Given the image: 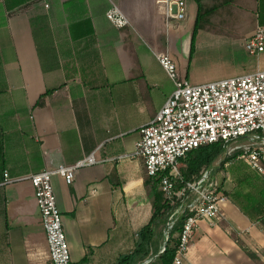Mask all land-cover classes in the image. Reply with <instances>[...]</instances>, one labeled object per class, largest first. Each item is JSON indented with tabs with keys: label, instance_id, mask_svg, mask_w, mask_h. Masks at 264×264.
Here are the masks:
<instances>
[{
	"label": "crops",
	"instance_id": "0c3cea01",
	"mask_svg": "<svg viewBox=\"0 0 264 264\" xmlns=\"http://www.w3.org/2000/svg\"><path fill=\"white\" fill-rule=\"evenodd\" d=\"M201 4L212 10L211 27L197 32L191 66L202 48H225L245 69L201 79L181 68L197 16L194 0L173 29L156 0H0V264H48L27 178L87 156L95 164L76 170L71 185L51 180L71 264H117L134 251L152 208L143 164L133 153L141 128L174 91L157 56L168 55L193 86L264 71V52L249 61L244 49L252 34L214 32L264 28V0ZM112 6L130 26L118 29L106 19ZM225 160L211 169L227 202L212 224L198 223L185 264H255L228 231L264 264V180L234 159L221 166ZM4 173L13 181L5 184ZM236 181L255 188H236Z\"/></svg>",
	"mask_w": 264,
	"mask_h": 264
},
{
	"label": "built area",
	"instance_id": "2783aa9c",
	"mask_svg": "<svg viewBox=\"0 0 264 264\" xmlns=\"http://www.w3.org/2000/svg\"><path fill=\"white\" fill-rule=\"evenodd\" d=\"M156 5L166 28H176L187 17V0H156ZM106 19L118 29L130 26L115 6L107 11ZM244 49L251 57L264 52V28H256ZM157 60L172 80L174 91L141 128L133 156L141 160L146 176L157 181L164 201L172 207L165 224L166 240L177 219L182 215L185 218L172 260V264H185L198 223L212 224L227 202L211 168L196 181L183 182L181 170L186 156L198 148L221 144L225 158L239 151L234 160L242 161L264 180V71L193 86L178 76L176 64L168 55H159ZM94 164L92 156H87L72 166H58L27 178L45 233L48 264H71L52 177L71 185L76 170ZM12 181L4 173V183ZM177 183L182 186L176 188ZM163 251L164 247L160 253Z\"/></svg>",
	"mask_w": 264,
	"mask_h": 264
},
{
	"label": "trees",
	"instance_id": "16d2710c",
	"mask_svg": "<svg viewBox=\"0 0 264 264\" xmlns=\"http://www.w3.org/2000/svg\"><path fill=\"white\" fill-rule=\"evenodd\" d=\"M194 1L197 6V16L191 35L190 54H192L194 49L197 32L211 27L208 25L212 10L204 7L201 4V0ZM75 26H78V24ZM40 105H42L41 99L37 102V106ZM223 153L224 149L221 144L198 148L190 152L186 156L185 160H183V168L181 170L183 182L188 183L199 179L201 173L205 170H209L214 163L217 162L221 156H223ZM239 154V151L235 152L231 158H226V160L221 163V166L225 162L229 161V159H235ZM144 185L151 198L152 214L150 221L138 232V240L134 251L127 256L119 258L117 264H145L149 260L151 262L148 264H172L176 245L178 243V235L181 231L182 223L185 218L182 215L177 219L176 224L170 231L169 237L166 240L164 234L165 224L168 215L172 211V207L164 201L163 196L158 189L157 181L148 178L145 171ZM181 186V184H176V188H180ZM261 226L264 227V220L261 221ZM228 235L249 259H251L255 264H262L253 251L248 250L242 245V243H240L233 231H228ZM165 242L166 246L164 247ZM161 247H164V251L162 253H160Z\"/></svg>",
	"mask_w": 264,
	"mask_h": 264
},
{
	"label": "rangeland",
	"instance_id": "374dc122",
	"mask_svg": "<svg viewBox=\"0 0 264 264\" xmlns=\"http://www.w3.org/2000/svg\"><path fill=\"white\" fill-rule=\"evenodd\" d=\"M236 14L238 15V18H241L243 16L241 15V13H239V11H236ZM255 30L256 28L254 26H219L214 28V32L216 33V35L223 37L228 36L233 38L237 37V35L247 34V36H249L250 34H253ZM247 56L250 59L249 61H252L254 59V57H251L248 54ZM183 58L184 59L181 60V68L185 69L187 67V69H189L188 72L192 69V72H194V76H199L201 79L227 75L236 69L239 70L240 68L245 69L243 68L244 66H241L240 63H238L237 57L230 56L225 48H202V50L196 55V58H194L193 66H191L192 54H190V49L188 53H186V51L184 50ZM234 161V164L242 162L240 160ZM225 173L226 172H223L222 174H220V176L222 178H225ZM234 184L236 188H255L254 186L250 184L247 185L246 183L242 185L238 181H236ZM239 241L245 248L247 247L248 250L252 249L251 245L246 240L242 241L240 239ZM248 247L251 249H249Z\"/></svg>",
	"mask_w": 264,
	"mask_h": 264
},
{
	"label": "water",
	"instance_id": "95a60500",
	"mask_svg": "<svg viewBox=\"0 0 264 264\" xmlns=\"http://www.w3.org/2000/svg\"><path fill=\"white\" fill-rule=\"evenodd\" d=\"M166 246V242L164 243V247Z\"/></svg>",
	"mask_w": 264,
	"mask_h": 264
}]
</instances>
